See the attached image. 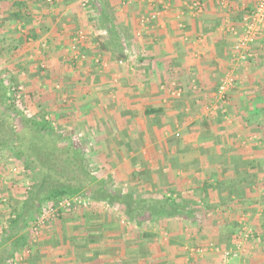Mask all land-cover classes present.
Instances as JSON below:
<instances>
[{
    "label": "crops",
    "instance_id": "crops-1",
    "mask_svg": "<svg viewBox=\"0 0 264 264\" xmlns=\"http://www.w3.org/2000/svg\"><path fill=\"white\" fill-rule=\"evenodd\" d=\"M256 1L89 0L81 8L76 0H0L5 264H221L224 252L235 254L229 264H264V33L251 44L253 57L241 62L231 32ZM195 2L198 13L189 10ZM157 10L158 18L140 28L139 20ZM79 32L85 40L75 43ZM226 75L235 86L220 108L215 95ZM7 82L25 85L40 118L50 113L58 129L68 123L69 144L80 142L74 151L82 159V145H90L86 158L101 179L92 176L88 189L100 181L112 193L146 201L171 197L181 215L138 217L137 226L118 204L85 196L86 212H60L32 243L38 215L24 210L33 172L15 157L8 133L9 125L21 133L30 127L11 108L14 85ZM172 84L181 88L179 98L169 96ZM36 135L37 169L55 176L42 164L57 157L43 150L53 144ZM18 215L23 224L13 223ZM119 221L131 233L116 229Z\"/></svg>",
    "mask_w": 264,
    "mask_h": 264
},
{
    "label": "trees",
    "instance_id": "trees-1",
    "mask_svg": "<svg viewBox=\"0 0 264 264\" xmlns=\"http://www.w3.org/2000/svg\"><path fill=\"white\" fill-rule=\"evenodd\" d=\"M10 106L11 108H15L13 101L10 103ZM2 117L5 118L4 121L6 122L7 116L3 114ZM9 121L10 119H8V122ZM26 127H30L28 129V133L30 134V137L32 136L27 145L25 144V141L23 142V135H21L22 133L16 132V130L13 129L11 125L8 126V133H10V137L12 136L13 140L15 141V157L19 161H25L24 167H26V171L33 172V176H31L30 182L31 189L28 192V196L26 197V209L24 210V213L30 214V217L35 216L36 218L37 215L39 217V214H41L44 206L46 205L54 206L59 201H62L63 199H71L74 196H77L81 200L86 199L85 196L87 198L89 196V198L95 201H104L110 206L118 204L120 207H118V211L121 212V215L127 221L136 224V218L138 217L141 218L146 216L150 219H161L165 217H174L177 215H181L183 206L171 197L163 196L161 199H148L146 201L141 199L142 197L140 195L134 193L127 192L125 194H121L118 191L112 193L111 191H108L106 184L100 181L95 182L91 189H88V187L91 186V181L87 180L88 177L86 175L80 177L79 179H77V181L74 180V184L62 182L61 180L54 178V176H49L48 174H46V172H42L43 170L41 171V169H37V167L39 166V162L38 159L34 158L36 157L34 149H30V147H32L33 145L32 141H36V134L39 132L49 133L50 141L53 145L61 142L59 140V136L56 135L50 123L44 121L42 117H34L28 119ZM63 140H66V138L64 137ZM67 140H69V138ZM64 143L65 144L63 145V147L59 150L55 149V146L50 144L49 145L51 147L49 146V148L52 154H55L56 156L59 154L57 158L62 161L63 164L68 165V167L73 170L71 171V174H73V179H75L76 168L79 166L82 160L81 157L77 154V150L74 151L73 146L69 144V141ZM62 155L64 156L61 157ZM13 223L17 225L23 224L24 218L18 215L17 219ZM137 226H139V224H137ZM0 264H5V262L0 259Z\"/></svg>",
    "mask_w": 264,
    "mask_h": 264
},
{
    "label": "built area",
    "instance_id": "built-area-1",
    "mask_svg": "<svg viewBox=\"0 0 264 264\" xmlns=\"http://www.w3.org/2000/svg\"><path fill=\"white\" fill-rule=\"evenodd\" d=\"M50 2L51 0H47ZM89 0H82L81 7L86 8ZM159 5V3H158ZM167 8L166 5L162 6V9L165 11ZM190 11L193 13H198L200 11V6L197 2L191 4ZM160 10L153 11L150 15L146 17H142L139 20L140 28H145L147 24L155 21L158 18ZM231 32L233 35L236 36V42L233 45L234 52L237 53L238 58L241 62L249 61L253 54L250 52L251 44L256 40V38L264 33V0H257L254 7L246 13L242 20H241V29H233L231 28ZM85 40V35L82 32L77 33L76 37L74 38V42H80ZM42 67V66H41ZM235 86L234 77L231 75H226L223 80L221 81L220 85L218 86L215 100L217 107L222 108L226 103V94L227 92ZM22 87L13 88L12 91L15 92V101L16 103L21 98ZM169 96L172 98H179L182 94L181 88L176 86L175 84L170 85L168 90ZM219 108V109H220ZM215 109H218L215 107ZM87 204L86 201L81 200L79 198H71V199H63L59 201L54 206L46 205L43 208L42 213L36 219L34 225L30 228V237L31 242L33 243L34 240L39 235V228L42 224L52 221L60 211L70 210V209H77L81 206ZM240 236V240L236 242V247L240 251L244 248L246 239L249 236L248 231H244ZM29 254V250L26 249L20 258L23 259L26 255ZM231 257H235V254L224 252L222 254V261L221 264H229V259Z\"/></svg>",
    "mask_w": 264,
    "mask_h": 264
},
{
    "label": "rangeland",
    "instance_id": "rangeland-1",
    "mask_svg": "<svg viewBox=\"0 0 264 264\" xmlns=\"http://www.w3.org/2000/svg\"><path fill=\"white\" fill-rule=\"evenodd\" d=\"M77 2H79V5H80V7H81V1L82 0H76ZM82 8V7H81ZM86 11V10H85ZM148 15H150V14H148ZM160 15V14H159ZM147 16V15H146ZM146 16H143V17H146ZM43 68L45 67L44 66V64H42L41 65ZM41 68V67H40ZM42 68V69H43ZM7 85H11V84H13V83H6ZM14 86H12V88H11V92H12V101L14 102V107H15V109H17L18 110V112L21 114V115H23V119H30V118H34V117H37V118H40L39 117V115H37L34 111V109H32V104H31V99H30V97H28V94H27V90H26V87H25V85H23V83H14L13 84ZM11 87V86H10ZM16 87H22V93H21V98H20V100L16 103V101H14L15 100V92H13L12 91V89L13 88H16ZM66 97V96H65ZM64 97V98H65ZM66 99V98H65ZM34 100H32V102H33ZM67 101V100H66ZM209 113H207V115H208ZM228 117V116H227ZM42 119L44 120V121H46L47 123H50V125H51V127H56L57 129H54V130H56V135H58L59 136V140L61 141L60 142V145L58 144V146H55V149H61L62 147H63V145L65 144L64 142H67V141H69V140H67L68 138H70L69 137V134L70 133H72V130H71V127L68 125V123H64L63 124V126H62V124H61V126L62 127H60L59 129H58V127L56 126V121H54L53 120V118H52V116H51V114L50 113H46V114H44L43 115V117H42ZM226 120V119H225ZM224 120V121H225ZM58 125V124H57ZM1 131L2 132H4V130H0V135L2 134L1 133ZM22 135H23V142L25 141V144L27 145V143H29L28 141L31 139V137H30V134L29 133H22ZM43 135H44V137H46V138H50V136H49V133H47V132H43ZM42 137V136H41ZM66 138V140H63V138ZM77 137V136H76ZM74 139V138H73ZM74 141V140H73ZM33 142V145H32V147H30V149H32L33 150V148L35 147V146H37V145H35V142L34 141H32ZM62 143H64V144H62ZM35 145V146H34ZM72 146H73V148L74 149H80V142L78 143L76 140L73 142V144H72ZM51 147V146H50ZM36 148V147H35ZM38 148V147H37ZM91 147H90V145H82V147H81V149L84 151L83 152V154H85V156L83 157V159L81 158V160H82V162L79 164V166L76 168V172H75V170H74V172H75V179H73V174H71L72 172L71 171H73L70 167H68V165H66V164H63L62 163V161H60L57 157L55 158V159H50L49 160V157H48V159L46 160V162H44V163H42L43 165H44V168H46L45 170H47V168H50L52 171H53V173L55 174V176H54V178H57V179H59V180H61L62 182H68L69 184L71 183H73V181L75 180V181H77V179H79L80 177H82V176H84V175H86L87 177H88V181H90L91 179H93V178H91L92 176L94 177L95 176V178H96V176H97V178H98V180H100L101 179V175H100V173L98 174V173H96V172H98V170H95L94 168L96 167V166H93L92 164H91V162L90 161H88V158H86L87 156L86 155H88L89 154V152L91 151V149H90ZM49 149V147H46V148H44L43 150H44V152L46 153V151ZM53 149H54V147H53ZM58 151V150H57ZM35 152V151H34ZM59 152V151H58ZM59 155V154H58ZM57 155V156H58ZM36 157H34V158H36L37 159V157H38V155L36 154L35 155ZM64 155H62L61 157H63ZM101 174H102V172H101ZM27 175H28V172H27ZM30 175H32L31 174V172H29V175L28 176H30ZM103 176V175H102ZM31 177V176H30ZM30 177H29V179H30ZM100 178V179H99ZM49 179V178H48ZM107 182H108V179L109 178H104ZM129 180H131V181H133L132 179H129ZM52 182V181H51ZM111 183V182H110ZM74 184V183H73ZM79 196V195H78ZM78 198L77 196H74V197H72V198ZM84 201H86V200H84ZM87 208H89V204H88V202H87V204H85L84 206H81L80 208H77V210H82V211H87L86 209ZM83 209H85V210H83ZM76 210V211H77ZM65 211V210H64ZM60 212H63V211H60ZM42 213V212H41ZM59 215V214H58ZM57 215V216H58ZM40 216V215H39ZM57 216L54 218V219H56L57 218ZM54 219L52 220V221H49V222H46V223H44V224H42L41 226H40V228H39V234L40 233H42V231L45 229V228H48V226L49 227H51V226H53V221H54ZM34 225V224H33ZM118 228H120V229H122L121 231H123V232H125V233H131L130 232V226H128V225H124V223L123 222H118V225H117V227H116V229H118ZM152 228V227H151ZM114 229V228H113ZM156 229V233L158 234L160 231H161V229H163L162 227H154V229L153 230H155Z\"/></svg>",
    "mask_w": 264,
    "mask_h": 264
}]
</instances>
